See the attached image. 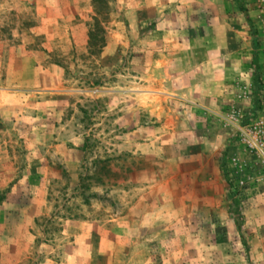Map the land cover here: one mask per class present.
<instances>
[{
    "label": "rangeland",
    "instance_id": "obj_1",
    "mask_svg": "<svg viewBox=\"0 0 264 264\" xmlns=\"http://www.w3.org/2000/svg\"><path fill=\"white\" fill-rule=\"evenodd\" d=\"M97 1L96 15L88 0L75 3L77 10L68 18L55 12L57 16L50 19H27L8 0H0V74L5 78L0 86L15 89L0 92L8 155L0 186V219H27L33 214L23 192L11 207L9 187L22 173H33L37 187L41 173L55 174L46 197L34 204V224L24 225L25 235H36L35 262L29 257L22 263L56 260L52 255L63 242L62 220L84 216L83 202L89 196L84 190L101 181L102 174L186 173L200 160L208 171L223 176L227 186L220 206L197 208L190 216L195 224L188 235L206 240L201 242L203 254L197 264L211 259L220 264L221 254L227 255L228 264H239L237 255L242 264H251L252 245H258L257 236L264 235V154L246 141L255 138L264 151V0H240L257 32L256 70L251 64L250 26L244 21L236 37L243 76L228 78L225 91H220L215 84H200L199 70H192L189 96L184 99L177 97L180 82L171 81L169 90L161 85L139 87L147 56L140 39L146 34L134 37L126 32L120 0ZM89 30L96 33L92 40ZM189 53L184 46L174 49L176 60ZM178 69L173 65L169 80H174ZM255 73L260 77L261 104L249 117L248 109L255 102ZM141 90L147 92L142 98ZM50 141L63 143L58 157L48 155ZM22 180L27 185L28 179ZM21 249L31 251L32 243L25 240ZM204 252L212 256L203 257ZM191 263L186 256L179 264Z\"/></svg>",
    "mask_w": 264,
    "mask_h": 264
},
{
    "label": "crops",
    "instance_id": "obj_2",
    "mask_svg": "<svg viewBox=\"0 0 264 264\" xmlns=\"http://www.w3.org/2000/svg\"><path fill=\"white\" fill-rule=\"evenodd\" d=\"M8 1L19 16L22 14L27 19L35 16L50 19L52 15L57 16L55 12L61 13V17H71L77 10L75 3L88 0ZM120 2L126 20V32L134 37L146 34V39H140L141 48L147 51L143 63L145 70L140 76L141 89H159L156 86L161 85L162 89L169 90L171 81L180 82L177 97L184 99L189 96L187 83L193 79L188 78V73L192 70H199L201 75L196 80L200 84H215L220 91H225L228 78L233 79V75L236 79L243 76L244 61L238 57L240 46L236 37L243 22L247 21L244 13L239 10L240 0ZM246 13L250 19V13ZM34 31L36 32L32 29L31 32ZM2 46L0 41V52ZM177 46H184L190 53L181 54L176 60L174 49ZM1 53L0 58L3 55ZM231 55H236L235 59L229 57ZM173 65L179 69L173 72L174 80H169ZM232 66L234 67L231 68ZM4 80L0 74V81ZM8 80L13 82V78ZM2 91L12 92L15 89L9 85L5 88L0 86V92ZM144 93H147L146 90H141L139 97L142 98ZM2 97L0 95L1 111L4 109ZM2 134L3 123L0 122V186L4 184V163L8 156ZM62 145V142L50 141L48 155L58 157L57 152L63 150ZM205 166L200 160H196L193 169L186 173L98 175L102 180H96L88 191L84 190L89 195L88 200L83 202L87 212L84 216L62 220L60 233L63 242L59 252L52 255L56 260L51 257L47 261L49 264H179L187 256L191 259V264H197L203 254L201 242L206 240L204 236L188 235L189 227L195 224L190 216L197 208L210 210L213 206H220L222 193L227 186L223 176L208 171ZM41 174V185L38 187L33 173H22V177L9 187L11 207L17 203L15 196L23 192L27 194L28 205L33 214L27 219H0V264H23L22 259L29 257L35 262L36 235L29 232L25 235L23 230L25 224L28 227L34 224V204L42 195L43 199L46 197L48 182L55 176L54 173ZM24 178L28 179L27 185L22 180ZM76 193L81 192L79 190ZM176 231L186 233L176 235ZM25 240L32 243L31 251L21 249V243ZM257 241L258 245L254 244L251 248V264H264V235H258ZM205 254L209 258L212 256L209 252H204L203 257H206ZM219 258L220 264H228L226 254H221ZM236 258L237 263L242 264L240 256L237 255ZM210 261L205 264L215 263V260Z\"/></svg>",
    "mask_w": 264,
    "mask_h": 264
},
{
    "label": "trees",
    "instance_id": "obj_3",
    "mask_svg": "<svg viewBox=\"0 0 264 264\" xmlns=\"http://www.w3.org/2000/svg\"><path fill=\"white\" fill-rule=\"evenodd\" d=\"M96 2H100V1H97V0H91V4H92V7H93V10L95 11L94 12V15H96V12H99V10L96 8ZM239 10L244 13V16H245V20L247 21V23L249 24L250 26V35H251V47H252V50H253V54H252V64H253V67L254 69L256 70V67H257V61H256V50H257V47H258V39H257V32H256V29L253 27V25L251 24V21L249 19V16L248 14L246 13V10L244 9V6L242 4V2L240 1L239 3ZM93 20H94V23L97 24V19L96 17L93 16ZM88 33V39L92 40V36H94L96 33L93 32V31H87ZM252 81H253V85H254V88H255V102L251 105V107L248 109V112H247V116H252L254 114V111L256 109H259L260 108V104H261V101L260 99H258V89L257 87L259 86L260 84V77L257 73H255L252 77ZM236 217V216H235Z\"/></svg>",
    "mask_w": 264,
    "mask_h": 264
},
{
    "label": "built area",
    "instance_id": "obj_4",
    "mask_svg": "<svg viewBox=\"0 0 264 264\" xmlns=\"http://www.w3.org/2000/svg\"><path fill=\"white\" fill-rule=\"evenodd\" d=\"M261 26L262 29L264 30V14L262 15V20H261ZM247 145L254 149L259 155L264 154L262 143L260 141H257L255 138H246Z\"/></svg>",
    "mask_w": 264,
    "mask_h": 264
}]
</instances>
